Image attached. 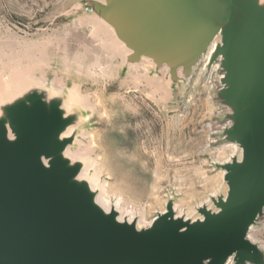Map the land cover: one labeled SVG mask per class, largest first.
I'll return each instance as SVG.
<instances>
[{"label": "water", "instance_id": "95a60500", "mask_svg": "<svg viewBox=\"0 0 264 264\" xmlns=\"http://www.w3.org/2000/svg\"><path fill=\"white\" fill-rule=\"evenodd\" d=\"M84 12L114 29L132 53L190 79L210 47L223 76L213 91L224 128L218 144L242 152L225 171L226 193L200 218L178 217L175 197L140 229L97 201L66 155L82 114L65 96L31 88L0 106V264H264L250 239L264 222V0H86ZM209 67V68H210ZM78 134V132H77Z\"/></svg>", "mask_w": 264, "mask_h": 264}, {"label": "rangeland", "instance_id": "374dc122", "mask_svg": "<svg viewBox=\"0 0 264 264\" xmlns=\"http://www.w3.org/2000/svg\"><path fill=\"white\" fill-rule=\"evenodd\" d=\"M85 1L18 0L9 4L0 0V46L17 39L51 40L54 44L61 42V48L66 47L70 57L84 54L83 45L100 53L99 42L90 36L92 28L79 26L82 18L91 16L82 8ZM94 25L101 37L109 38L101 26ZM108 42V48L114 49V43ZM93 53L87 55L86 64L94 61ZM121 72L126 75L128 68L123 67ZM155 74L162 77L155 69L150 70L149 77ZM65 76L68 87L81 84L82 90L92 94L104 116L112 121L97 115L87 126L96 136L98 154L106 163L93 172L113 193L123 189L126 195L147 203L148 218L155 216L163 199L172 196L195 205L219 184L220 169L214 170L211 163L219 155L216 150L221 149L214 148L222 144L211 142L218 139V133H212L218 131L223 120L213 112L219 107L212 92L210 101L209 79L194 85L193 77L188 83L172 85V97L165 107L158 98L150 96V88L145 87L146 77L143 84L135 85L133 79L122 87L124 78H89L74 72ZM154 185L155 198L149 197ZM256 234L264 241V222Z\"/></svg>", "mask_w": 264, "mask_h": 264}, {"label": "bare ground", "instance_id": "6f19581e", "mask_svg": "<svg viewBox=\"0 0 264 264\" xmlns=\"http://www.w3.org/2000/svg\"><path fill=\"white\" fill-rule=\"evenodd\" d=\"M97 1L104 2V0ZM82 19L83 20L80 21L83 23L78 25L81 27L90 26L92 28L90 36L94 37L97 42H99L101 49L100 53H93L90 48L83 45L84 54L75 53L73 57H70L67 48H61V42L54 44L51 40L17 39L0 46V106L31 88L45 90L49 92L51 96H65V108L69 113L77 109L84 112L79 122L70 127L65 134V137L75 136V142L68 147L66 155L73 161H80L83 163L84 168L80 178L90 183L92 189L98 194L97 201L105 210L110 211L111 209H116L120 213L121 220L125 219L130 222L137 221L140 229L148 228L152 225L157 213L165 212L167 199L160 201L155 216L148 218L147 203L140 202V200L126 195L123 189L115 194L106 187V183H101L99 177L93 170L97 167L104 168V164L106 165V163L102 156L98 154L99 146L96 136L90 133L87 126L97 115L102 119H107L108 122L112 121L104 116L103 110L98 105L97 100L93 101L92 94L82 90L81 84L74 83L72 87H68L65 74L67 75L74 72L78 75L88 76L89 78H109L114 80H122L124 78L121 81L122 87L133 79L135 85L143 84L142 80L146 77V82L148 84L145 85V87L150 88V96L158 98L157 100L167 107L169 99L172 97L170 91L173 90L169 70L166 67L163 68L160 71L162 77L156 74L153 77H149L150 70L156 68L151 60L144 58L138 64H128L127 58L132 52L118 40L112 27L95 15ZM86 20L88 21L86 22ZM94 23L101 26L107 32L109 38L101 37ZM108 41L114 43V49L108 48ZM215 44L213 45L215 46ZM214 46L211 50H214ZM53 47L55 49L54 52L51 53L50 51ZM92 53L95 56L94 61L86 64L87 55ZM123 67L128 68L126 75H122L121 70ZM209 67L210 63L208 66L207 60L200 63L191 83L198 85L203 81L207 82L209 79L210 101L212 102L211 92L215 89L216 83H218L223 76L220 75L219 64H214L212 67ZM50 73L53 74L52 77L49 76ZM181 79V83H188L192 78L185 79L182 77ZM213 112L218 115L221 113L220 109H214ZM223 128L224 125L220 126L218 131H213L212 134L217 135ZM88 136H91V141L89 144H86ZM211 143H216V141L214 140ZM217 148L221 149L216 150L219 155L216 160L211 163V168L214 170V165L226 164L231 162L233 157L238 156L241 158L242 156L241 150L235 144H223L214 149ZM227 151L228 154L226 155ZM216 152L213 151V153ZM219 175V184L208 194L203 202L195 205H188L181 199L177 200L174 204L177 216H184L187 219H197L200 218L197 212L199 207L203 205L212 207L211 198L217 197L220 193H226L227 191V185L224 181L225 171L220 169ZM156 188L155 185L154 188L152 187L149 197H156V193L153 191ZM177 194L179 195V193ZM170 198H172V196H170ZM258 228L259 227L253 228L250 233V239L264 248V241L260 240L258 238L259 236L256 234ZM228 264H233L232 259Z\"/></svg>", "mask_w": 264, "mask_h": 264}, {"label": "built area", "instance_id": "2783aa9c", "mask_svg": "<svg viewBox=\"0 0 264 264\" xmlns=\"http://www.w3.org/2000/svg\"><path fill=\"white\" fill-rule=\"evenodd\" d=\"M7 3H9V4H14V3H17L18 2V0H5ZM214 45H212L211 47H210V49H209V51H208V53L203 57V59H202V61H201V63L202 62H205L206 60H207V62H208V66H209V63H210V60H211V57H212V54L214 53V51H215V48H216V44H215V48H214V50H211V48L213 47ZM211 50V51H210ZM220 82V81H219ZM218 82V83H219ZM218 83H216V87H218ZM215 87V88H216ZM213 91V90H212ZM215 141H217V140H215ZM252 230H253V228H252ZM251 230V231H252ZM251 233V232H250ZM231 261V260H230Z\"/></svg>", "mask_w": 264, "mask_h": 264}]
</instances>
